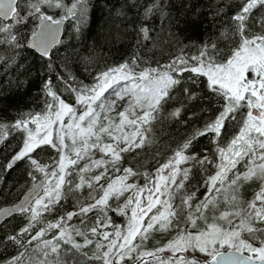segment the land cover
<instances>
[{
	"label": "snow or ice",
	"instance_id": "1",
	"mask_svg": "<svg viewBox=\"0 0 264 264\" xmlns=\"http://www.w3.org/2000/svg\"><path fill=\"white\" fill-rule=\"evenodd\" d=\"M87 7L0 0L8 90L38 80L43 96L39 111L0 108V264H264V0H220L187 56L172 0H124L109 16L130 25L131 56L97 61L90 83ZM168 121L189 127L142 171Z\"/></svg>",
	"mask_w": 264,
	"mask_h": 264
},
{
	"label": "trees",
	"instance_id": "2",
	"mask_svg": "<svg viewBox=\"0 0 264 264\" xmlns=\"http://www.w3.org/2000/svg\"><path fill=\"white\" fill-rule=\"evenodd\" d=\"M85 2L88 7L82 25V43L85 50L84 54L86 56L90 55L92 61L87 70L82 65L79 66V73L84 83H90L87 79V72L92 71L96 67L97 61L102 66L105 61L112 64L115 61H119L122 56L130 57L133 50L131 45L134 44V40L131 38L130 25L127 27L121 26L119 22L114 23L109 16L110 10L119 8L124 3V0H85ZM167 2L168 0H165V3ZM219 2L220 0H172L176 8L172 9L171 14L178 19L176 30L181 34L183 45L189 46L183 53H179L177 50V54L186 56L197 54L195 46L202 44L207 34L212 31V11ZM190 4L193 5L192 9H188ZM196 5H198L199 12H194ZM69 23V20L64 21L65 30L68 29ZM149 23L155 26L157 32H159L162 23L165 28L168 26V21H162L159 17L149 21ZM175 23L176 21H174ZM72 31L75 36L74 30ZM64 35H67V31H64ZM162 35L166 40L168 33L164 32ZM70 43H75L78 46L80 44L75 39L70 41ZM15 78L14 72L11 70L6 71L0 65V101L3 102L0 103V108H7L6 115L8 117H15L17 109L25 112L39 111L43 107V104L39 103V100H43V96L39 94L38 80L31 88H26L23 92L15 95L14 89L12 91L8 90V82ZM189 115L191 114L189 113ZM0 123H8L2 113H0ZM188 127L189 125L187 124H173L168 121L165 125H158L155 131L150 132V142L138 157L143 165L142 171L154 173L155 159H159V156L156 155L157 150L165 151L168 143L179 137ZM0 131L3 130L0 129ZM125 166L137 168L140 165L133 161L131 165L126 164ZM2 179L4 178H0V180ZM5 181H8V183H0V190L7 188L8 184L12 183V177L6 175ZM132 182L139 184L141 187L145 184L143 176ZM11 192L12 195L8 196L7 199L16 202V197L19 195L18 189L12 188ZM143 195L146 197L148 193L145 192ZM4 199L5 197L0 195V206L10 205L5 204ZM112 215L115 216V213H112ZM116 219L117 222H121L123 217H117Z\"/></svg>",
	"mask_w": 264,
	"mask_h": 264
},
{
	"label": "rangeland",
	"instance_id": "3",
	"mask_svg": "<svg viewBox=\"0 0 264 264\" xmlns=\"http://www.w3.org/2000/svg\"><path fill=\"white\" fill-rule=\"evenodd\" d=\"M97 158H99V154H97ZM112 203H113V204H115V203H116V201H112ZM69 204H71V201H69ZM209 215H211V214H209ZM156 235H157V236H159L160 234H159V233H157ZM153 242H155V241H153Z\"/></svg>",
	"mask_w": 264,
	"mask_h": 264
},
{
	"label": "water",
	"instance_id": "4",
	"mask_svg": "<svg viewBox=\"0 0 264 264\" xmlns=\"http://www.w3.org/2000/svg\"><path fill=\"white\" fill-rule=\"evenodd\" d=\"M63 29H64V23H63ZM64 34V33H63ZM24 197H20V199H23ZM16 203H19V200H17L16 201ZM11 206V204L10 205H5L4 207H10Z\"/></svg>",
	"mask_w": 264,
	"mask_h": 264
}]
</instances>
